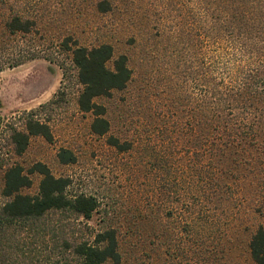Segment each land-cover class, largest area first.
<instances>
[{
  "label": "rangeland",
  "instance_id": "374dc122",
  "mask_svg": "<svg viewBox=\"0 0 264 264\" xmlns=\"http://www.w3.org/2000/svg\"><path fill=\"white\" fill-rule=\"evenodd\" d=\"M96 1L0 0V133L23 113L53 101L38 113L49 123L52 142L31 137L17 156L0 136V177L3 164L27 171L41 163L53 176L70 179L69 194L95 197L98 207L89 220L71 216L65 222L86 237L116 230L120 262L106 264H254L247 242L257 225L264 227V166L258 178L243 181L239 194L215 198L205 217L201 212L193 219L196 178L188 166L214 158L195 157L192 124L184 126L191 121L185 68L207 66V18L192 0L184 2L185 12L170 7L172 0H111L106 13ZM13 17L32 22L31 30L10 34L6 23ZM180 20L194 43L184 53ZM65 42L110 44L115 55L129 58L133 76L126 89L96 100L111 125L105 137L91 133L93 116L78 109L81 86ZM17 60L23 63L12 67ZM109 135L130 142L131 150L109 146ZM61 149L71 151L75 163H59ZM29 176L32 185L22 193L32 196L41 177ZM203 242L212 253H202Z\"/></svg>",
  "mask_w": 264,
  "mask_h": 264
},
{
  "label": "trees",
  "instance_id": "16d2710c",
  "mask_svg": "<svg viewBox=\"0 0 264 264\" xmlns=\"http://www.w3.org/2000/svg\"><path fill=\"white\" fill-rule=\"evenodd\" d=\"M185 1L172 0L170 7L177 11V5L181 8L177 12H181ZM192 2L197 7V14L207 18L205 38L209 50L205 69L197 72L191 63L185 68L191 84L190 95L186 98L191 121L184 126L192 124L190 144L197 148L195 157L207 155L214 158L205 166L199 162L200 165L188 166L196 178L193 204L196 218L193 219L197 220L201 212L205 217L215 198L224 194L231 198L239 194L243 190V181L258 178L263 170L264 0ZM111 7V0L96 1V9L101 13L110 11ZM32 24L29 20L13 17L6 23V29L12 35L28 33ZM178 26L183 53L190 51V47L193 50V40L189 39L192 33L189 35L181 20ZM64 45L81 86L78 109L93 116L91 133L105 137L111 125L106 118L105 106L96 100L126 89L133 76L129 58L126 54L115 55L110 44L68 47L65 42ZM22 63L17 60L12 67ZM60 66L64 69L62 64ZM51 104L53 101L38 110L23 113L18 121L1 130L0 136L7 138L13 154L22 155L31 137L52 142L48 121L38 116L39 111ZM106 142L118 152L132 148L130 142L113 135H109ZM57 158L63 165L76 161L75 155L67 149H61ZM1 167L0 264L120 262L115 229H103L86 237L73 231L65 222L71 216L89 220L98 207L95 197L83 193L69 194L70 179L53 176L41 163H35L27 171L17 163ZM34 173L41 177L37 194H23L22 190L31 187L29 175ZM202 246V253L213 252L207 242ZM247 251L254 264H264L263 226L257 225L249 236Z\"/></svg>",
  "mask_w": 264,
  "mask_h": 264
}]
</instances>
